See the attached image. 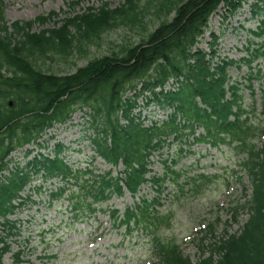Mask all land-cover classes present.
Masks as SVG:
<instances>
[{"label": "trees", "instance_id": "trees-1", "mask_svg": "<svg viewBox=\"0 0 264 264\" xmlns=\"http://www.w3.org/2000/svg\"><path fill=\"white\" fill-rule=\"evenodd\" d=\"M84 1L72 2L67 7L73 10ZM247 2L124 0L116 9H110L105 3L97 8H87L75 16L62 11L60 14L65 18L57 21L53 29L32 33L36 23L44 26L58 19L60 14L50 13L32 22H14L8 27L0 0V107L7 106L8 101L15 105V109L7 115H11L10 118L0 120V131L6 128L5 136L8 135L13 149L14 141L18 145L29 142L53 121H65L77 107L89 106L93 110L95 130L102 135L101 140H93L96 152L114 166L122 163L125 176L122 181L133 196L147 182L148 158L162 149L167 135L178 131L169 130L170 126L144 129L132 115L137 106L136 100L145 92L156 99L153 94L155 88L171 77H184L185 84L180 91L164 96L165 103L178 104V111L183 117L199 121L208 132L223 135L219 139L221 143L227 140L234 144L238 153L246 156L243 167L247 171L251 190L248 199L236 202L227 212L233 225L239 224L242 213L246 214L245 223L234 233H229L231 226L227 225L221 234H217L219 219L208 224L198 245L203 259L200 257L196 264H264V143L261 147L255 144L264 135V122L255 124L241 119L240 89L235 85L227 86L229 68L249 67L264 57V12L258 5L251 7L253 18L260 22L256 32L250 31V36L263 42L250 43V47L246 48V58L222 60L212 69L219 37L210 35L209 54L198 48L209 19L221 5L230 17L241 8L242 3ZM260 2L264 3V0ZM151 10L157 20L155 27L148 32L145 16ZM118 27L137 29L145 34L140 36L137 44L124 43L120 50H110L106 55L89 60L71 75L58 76L42 69L53 55L67 61L75 54H88L91 47H100L104 34ZM261 75L260 71L249 72L248 79L251 81ZM138 85L141 86L139 90ZM131 92L132 97L126 96ZM196 99L201 101L202 107L198 106ZM252 107L255 110V106ZM119 113L126 121L125 125L119 124ZM25 114L30 115L21 118ZM2 143L3 140H0V155L8 150L2 147ZM44 165L48 167L46 171L49 175L58 171L69 173L57 161H45ZM167 175L152 182L163 184ZM75 178L78 183V175ZM117 180L108 173L98 180L94 179L91 186L84 184L81 189L86 191L92 203H99L108 199L107 190L113 189L121 194ZM172 182L182 193L176 177ZM20 186L21 181H14L0 190V226L5 232L4 236H0V264H3L5 254L10 252L7 239L15 235L14 223L7 220V216L15 211L12 201L16 199ZM158 205L157 199L141 200L134 211L125 212L124 220L118 224L112 212L113 225H125L127 233L140 226L149 229L160 225L162 218L154 210ZM152 243L160 264H192L176 245L164 246L155 238ZM14 261L17 264L20 260L15 257Z\"/></svg>", "mask_w": 264, "mask_h": 264}, {"label": "rangeland", "instance_id": "rangeland-1", "mask_svg": "<svg viewBox=\"0 0 264 264\" xmlns=\"http://www.w3.org/2000/svg\"><path fill=\"white\" fill-rule=\"evenodd\" d=\"M76 1L78 0H2L4 21L10 27L14 22H32L50 13L60 14L64 11L70 16H75L82 14L87 8H97L101 4L106 3L110 9H116L124 3V0H86L73 10L67 7L68 4ZM249 1L250 4H254L258 0ZM153 14L154 11L151 10L145 16L148 32L156 25L157 19ZM223 15L224 9L221 6L210 18L208 31L202 39V47L206 48L205 44L209 42L211 32L215 35L223 34L218 42V55L220 58L238 60L245 56L241 50L248 45V42H251L248 32L257 27L256 22L251 19L247 5L232 20L224 21ZM63 18L65 16L60 14L58 19L51 20L44 26L36 23L32 33L53 29L55 23ZM144 34L137 29L118 27L104 34L100 47H91L88 54H75L67 61L62 60L58 55H53L51 60L44 63L42 69L58 76L71 75L78 68L85 66L89 60L106 55L110 50H120L124 43L137 44L140 36ZM259 63V66L258 63L254 65L264 72V60ZM229 77L230 82L236 81L242 84L240 92L244 95L245 107L253 123H262L264 116L260 112L261 107L264 109V80L253 83V99L257 105V112L253 117L250 91L245 88L247 69L242 67L240 72L230 69ZM137 106L139 109L135 108L133 114L140 112L143 117L148 109H142L141 101L137 103ZM77 137L78 134H73L71 139L75 140ZM170 141L168 140V143ZM73 147L80 148V145ZM193 149L200 154H205L208 150L199 146ZM177 150L178 144L174 143L172 147H165L163 151L149 159L152 161L150 165L152 174L147 176V180L152 177L162 178L166 172L162 161L174 158L177 162L174 169L181 173L179 184L184 185L182 193L172 185L171 180H175L173 176L165 180L162 185L157 184L162 186L161 191L159 186L150 181L141 187L140 193L135 198L126 195L123 198L112 199L111 202L98 207L101 211L95 215H87L78 221L72 217L66 195L59 201L46 200L41 212L35 216L34 212L29 211L20 216L11 217L12 220L19 218L26 224L23 225L22 234L14 238L15 244L11 246V254L4 257V264H14L11 255L18 252H22L21 264H158L151 233L156 241L160 240L159 244L169 247L177 245L182 254L188 257L192 264H196L201 257L198 240L202 233L198 231L202 230L207 222L219 219L221 224L217 232L220 233L223 227L231 224L227 222L228 209L238 201L244 202V194L239 186H233L222 177L223 169L234 168L235 159L230 160L231 151L228 148H219L217 151L208 150L207 158L200 161H196L197 155H178ZM66 155L73 160L81 159V156L75 153L68 152ZM68 164H71L74 169L77 168L73 162ZM170 165L171 163H168V166ZM204 168L207 170L203 171ZM218 168H222L220 174L211 177L217 174ZM200 169L202 171H199ZM121 170L122 167L119 166L117 171H114V175ZM202 172L210 176L209 182L192 180L195 179L193 178L195 175ZM245 185H248L247 182ZM153 198L159 200L160 206L157 207V212L162 218L160 225L151 226L147 228L148 230L140 226L129 236L122 229L111 228L106 211L118 209L123 212L126 207L137 204L139 200L149 201ZM241 215L239 224L233 225L229 233L237 232L245 223L247 215L244 213Z\"/></svg>", "mask_w": 264, "mask_h": 264}, {"label": "flooded vegetation", "instance_id": "flooded-vegetation-1", "mask_svg": "<svg viewBox=\"0 0 264 264\" xmlns=\"http://www.w3.org/2000/svg\"><path fill=\"white\" fill-rule=\"evenodd\" d=\"M10 105H7V106H4V107H0V120L2 119H8L10 118V116H7L10 114V111H9V107Z\"/></svg>", "mask_w": 264, "mask_h": 264}]
</instances>
